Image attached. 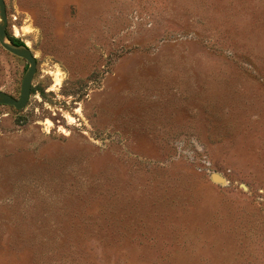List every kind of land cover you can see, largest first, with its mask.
Segmentation results:
<instances>
[{"label": "rangeland", "instance_id": "rangeland-1", "mask_svg": "<svg viewBox=\"0 0 264 264\" xmlns=\"http://www.w3.org/2000/svg\"><path fill=\"white\" fill-rule=\"evenodd\" d=\"M5 2L0 264H264V0Z\"/></svg>", "mask_w": 264, "mask_h": 264}, {"label": "water", "instance_id": "water-1", "mask_svg": "<svg viewBox=\"0 0 264 264\" xmlns=\"http://www.w3.org/2000/svg\"><path fill=\"white\" fill-rule=\"evenodd\" d=\"M7 29V6L5 0H0V47L5 52L22 59L27 64L26 71L21 80L18 98L0 90V106L11 107L17 112L19 110H23L29 102L32 93L33 80L37 73L38 62L31 48H29L27 44L16 45L13 43ZM215 181L222 182V179H216Z\"/></svg>", "mask_w": 264, "mask_h": 264}, {"label": "bare ground", "instance_id": "bare-ground-1", "mask_svg": "<svg viewBox=\"0 0 264 264\" xmlns=\"http://www.w3.org/2000/svg\"><path fill=\"white\" fill-rule=\"evenodd\" d=\"M29 32V31H28ZM27 32V33H28ZM20 33V30L19 29H15V34L16 35H18ZM55 73V72H54ZM61 75H63V74H61V71L60 70H58L57 72H56V74H55V79H56V82H57V85L59 86V85H62L61 83H62V78H61ZM51 125V124H50ZM215 180L216 179H220V178H218V177H215L214 178Z\"/></svg>", "mask_w": 264, "mask_h": 264}, {"label": "trees", "instance_id": "trees-1", "mask_svg": "<svg viewBox=\"0 0 264 264\" xmlns=\"http://www.w3.org/2000/svg\"><path fill=\"white\" fill-rule=\"evenodd\" d=\"M11 40L13 41L14 44L16 45H25L24 42H22L21 40L17 39V38H14L12 36H10Z\"/></svg>", "mask_w": 264, "mask_h": 264}]
</instances>
